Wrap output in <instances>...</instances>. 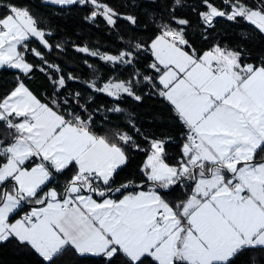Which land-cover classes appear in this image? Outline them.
I'll return each mask as SVG.
<instances>
[{
	"label": "snow or ice",
	"instance_id": "obj_1",
	"mask_svg": "<svg viewBox=\"0 0 264 264\" xmlns=\"http://www.w3.org/2000/svg\"><path fill=\"white\" fill-rule=\"evenodd\" d=\"M39 4L115 47L0 0V264H264V0Z\"/></svg>",
	"mask_w": 264,
	"mask_h": 264
},
{
	"label": "trees",
	"instance_id": "obj_2",
	"mask_svg": "<svg viewBox=\"0 0 264 264\" xmlns=\"http://www.w3.org/2000/svg\"><path fill=\"white\" fill-rule=\"evenodd\" d=\"M35 8L39 9L41 15L50 17L51 30L54 32V39L52 43H59L63 48L67 49V55L73 59L68 60V67L66 71L74 72L76 75H82L87 78L90 76L89 70L85 68L81 62V56L73 50V44H101L106 45L109 48H114L112 43L114 37L106 35L104 33L103 25L99 29L90 27L83 20L82 16L85 14V10L79 8H73L70 13L64 12L61 14H54L56 11L51 7H43L39 4V0H34ZM90 33L91 35H88ZM77 34L84 37L83 41L77 38ZM101 52L105 50L103 46L99 49ZM54 55L60 56L64 59L63 53L58 51ZM74 60V62H73ZM42 79V78H41ZM72 87H79V85H70ZM42 90V89H41ZM97 103L107 104L108 99L104 96H100L97 99ZM129 105H132V101H128ZM159 105L152 100H146L144 104L139 105L136 110L141 114L149 113L154 109H158ZM147 126V125H146ZM175 150H173V153ZM124 175L123 173L121 174ZM3 259L6 264H15L16 254L11 250H6L3 254Z\"/></svg>",
	"mask_w": 264,
	"mask_h": 264
}]
</instances>
